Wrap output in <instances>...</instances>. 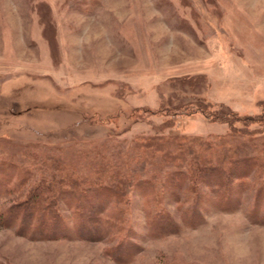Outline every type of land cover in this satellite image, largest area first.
<instances>
[{
    "label": "rangeland",
    "instance_id": "374dc122",
    "mask_svg": "<svg viewBox=\"0 0 264 264\" xmlns=\"http://www.w3.org/2000/svg\"><path fill=\"white\" fill-rule=\"evenodd\" d=\"M254 142L264 0H0V264H264ZM45 177L65 230L36 237L7 216Z\"/></svg>",
    "mask_w": 264,
    "mask_h": 264
},
{
    "label": "trees",
    "instance_id": "16d2710c",
    "mask_svg": "<svg viewBox=\"0 0 264 264\" xmlns=\"http://www.w3.org/2000/svg\"><path fill=\"white\" fill-rule=\"evenodd\" d=\"M245 145H249V144H244L243 146L245 147ZM248 147L249 148H253L254 151L255 150H257L258 152L262 151L261 153L264 154V143L263 142H254L251 145H249ZM191 149H192V146L188 147V150H191ZM206 151L208 153V149ZM189 153H192V152L190 151ZM225 154H227L228 157H226L227 160L224 161V162H226V164L229 162L230 165L227 167L228 169L225 168L226 172L224 173V176L226 175L225 177L227 178V176L230 173H233L232 171H234V169H236V168H233L232 166H233V164L238 163L237 161H239L238 167H239L240 171L236 172V170H235L234 173H238L237 175H239V173H241V174H243L242 177H245L244 175L247 172L246 171L247 168H246V166L244 167L243 161L249 159V157H247V154L242 153V154L236 155L235 152L233 154H231L230 151L226 152ZM199 161H201V166H202V163L206 164L205 161H207V159L203 155L202 158ZM42 162L45 163L46 159H43ZM205 166L206 165L201 167L203 171L204 170H206V171L208 170V168H206ZM8 167H10V165H7L6 161H4V160L0 161V183L3 180L1 178V177L4 176L3 172H6V169ZM53 167H58V165L54 163L52 168ZM213 168H214V166H213ZM55 169H57V168H55ZM122 169H123L122 166H120L119 170L116 171V172L119 173V172L122 171ZM198 169L200 170V168H198ZM188 170L192 171V170H195V168H194V166L191 165V166H189ZM213 170H215V169L211 168L210 171H213ZM179 174H181L183 176V178L188 175L184 171H181V173H179ZM31 175L32 174H30L28 176L30 177ZM170 175H172V174L170 173ZM28 176L21 178V180L24 179L26 181L28 179ZM237 177H240V176H237ZM10 178H11V176H10ZM57 178L58 177H56V179L55 178H53V179L52 178H47V177L41 178L42 180H41L40 183H38L37 185H34V186L32 185L30 187L31 191L28 193L29 194L28 196L31 199L27 202L26 206L24 205L23 207H21L23 204L20 203L21 205L20 204L18 205L19 211H17V205H16V206H14L11 209L10 213H8L7 217H9V215H10V216L14 217L15 221L20 219V223L18 224V230L25 232L28 229V231H29L30 228H29V226H27L28 225L27 220L30 219V218L28 217V215L32 217V221H33V218L36 217L35 215L36 214H40V216L37 217L36 222L33 224L34 225L33 226L34 227L33 232H35L34 236L43 237V233H41V232H44V229H46L49 225H50V228L52 229L51 234H53V235L54 234H58L59 235V234L64 232L65 228H63V226H61L62 224L59 221V219L61 218V212H60L61 210H60L58 204L53 203V205H50L53 202V200H52L53 197L52 196L55 195L54 193H57L58 191H60L61 194H62V193L65 192V191H63L65 188L60 185V182L62 181L61 180L62 178H60V177L58 179ZM65 179L67 180V181L65 180V183L69 187L76 188L78 186V184H76L77 183L76 182L77 179L72 178V177H70V178L68 177V178H65ZM126 179H127V177L125 178V180L122 181V185L120 184L121 186H123V187L125 186V181H127ZM113 181H110V182H112V184H113ZM123 182H124V184H123ZM123 187H121V188H123ZM103 188H105L107 190H110V193H113L114 195L118 194V193H120V195L121 194L124 195L123 194V190L124 189H120V187H117L119 191L117 189H115V190L114 189H110V188H108L107 185H105ZM94 190H96V189H94ZM90 191H92V189H90ZM6 192L8 194H10V192H13V191L12 190H8ZM46 193H50V194H48V196H46ZM257 201L258 200H257V197H256L254 202L257 203ZM31 205H34L35 208H31L30 207ZM75 209H77V213L79 211V216L83 215V216H85V218L87 216L88 219H92L91 215L93 214V212H95L97 210L96 208H94L93 210L90 209V210H88V212H86L85 208L83 207V203H79V204L77 203V205L75 206ZM7 212L8 211H6L5 214H7ZM77 217H78V215H77ZM49 219H51V220H49ZM48 221L49 222L52 221V224L48 223ZM31 223H30V225H31ZM11 225H14V223H12ZM86 229H88V228H86ZM100 232H101V230L98 229V234ZM93 233H95V232H93ZM31 234H30V236L33 235V234L32 235Z\"/></svg>",
    "mask_w": 264,
    "mask_h": 264
}]
</instances>
